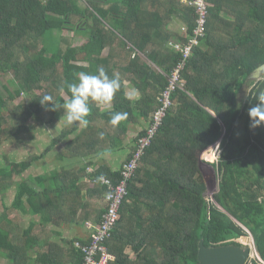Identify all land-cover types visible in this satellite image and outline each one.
<instances>
[{
    "label": "trees",
    "instance_id": "trees-1",
    "mask_svg": "<svg viewBox=\"0 0 264 264\" xmlns=\"http://www.w3.org/2000/svg\"><path fill=\"white\" fill-rule=\"evenodd\" d=\"M207 3L205 35L186 59L183 84L171 92V105L127 182L119 218L105 240L113 255L108 264H197L200 238L206 246L241 245L240 237L248 233L264 262V126L250 129L248 117L264 93V73L255 81L248 78L264 63V0ZM195 17L194 7L183 0H86L83 5L0 0V73L11 84L6 94L0 91V147L56 122L58 110H46L39 101L44 95L57 104L67 101V84L79 72L96 74L103 67L121 79L109 107L90 105L86 128L64 124L41 153L17 161L3 154L0 256L5 264H61L58 250L67 256L64 264L81 263L83 254L74 243L87 239L75 235L63 247L54 240L55 228L100 220L106 186L98 178L119 181L122 163L181 58L168 42H185L186 35L172 21L191 31ZM73 30L84 37L74 41L66 35ZM245 81L252 86L241 107L237 87ZM114 112L127 113L115 127L109 123ZM241 121L244 138L238 139ZM131 131L135 135L129 137ZM218 139L220 180L211 202L204 198L198 158ZM55 145L57 159L77 162L41 174L26 171ZM125 145L118 167L102 156ZM88 165L94 170L88 172ZM248 262L262 264L255 256Z\"/></svg>",
    "mask_w": 264,
    "mask_h": 264
},
{
    "label": "built area",
    "instance_id": "built-area-1",
    "mask_svg": "<svg viewBox=\"0 0 264 264\" xmlns=\"http://www.w3.org/2000/svg\"><path fill=\"white\" fill-rule=\"evenodd\" d=\"M183 1L194 7L196 14L195 24L191 31H187L185 25L180 26L179 30L186 35L185 42H168L172 49L180 53L181 58L168 76V84L158 97L159 105L151 112L144 133L136 138L135 148L131 152L129 159L122 163L119 181L114 183L110 178L105 176H99L98 178L100 183L106 186V192L103 196L104 211L97 223L90 220L84 222V226L88 230L87 240L85 242L75 241L74 243L83 254L80 264H108V261L113 259V255L107 249L105 240L110 236L119 218L118 208L127 193V182L133 175L145 148L150 144L151 139L161 125L166 110L171 105V92L177 86L181 87L183 84L180 71L186 59L190 55L192 48L198 45L201 38L205 35L208 14L207 0ZM202 158L205 160L204 157ZM101 177H103V179H100ZM251 251L252 254L255 253L257 259L264 264L258 257L254 246L251 247ZM248 264L251 263L248 262Z\"/></svg>",
    "mask_w": 264,
    "mask_h": 264
},
{
    "label": "rangeland",
    "instance_id": "rangeland-1",
    "mask_svg": "<svg viewBox=\"0 0 264 264\" xmlns=\"http://www.w3.org/2000/svg\"><path fill=\"white\" fill-rule=\"evenodd\" d=\"M78 2L81 5L86 4V0H78ZM54 33L60 35V33L63 32L57 31ZM66 35L71 36V38L74 41H78L79 39H82L84 37L82 33L74 30L70 31L69 34L66 33ZM250 79L254 81L257 80L256 78L254 79L250 78ZM10 86L11 84L8 79V76L0 73V91L3 94H6V87L11 88ZM251 86L252 84L245 81L242 83L241 86L237 87V101L241 107L243 106L244 99ZM127 90H128L127 91L128 95H130L132 90L129 86H127ZM62 96L65 100L68 98L67 95L63 92H62ZM102 105L104 107H109V104H102ZM57 110H58V117L56 122L52 124L42 125L32 132L25 133L16 139L4 143L0 147V164L3 163V154H8L10 159L17 161L21 158H24L28 154L41 153L46 147V145H48L51 137H53L57 133L59 128H61V126L65 124L63 118H61V116L63 115V109H57ZM32 121L33 119L29 120L30 123ZM133 135H135V131H131L129 133V137ZM235 136L238 139L244 138V128L242 121L239 123L236 129ZM221 141H222L221 139H218L212 145L201 151L198 158L199 160L198 173L201 177V180L204 182V186H205L203 192L204 198L211 202L214 201L212 195L218 190V183L220 180V172L218 171L216 162L218 160V156L221 151L220 148ZM58 149L59 148L55 145L54 148L48 151L44 156L38 158L26 171L31 174L42 173V172L46 173L47 172L46 170L49 171L52 167H55L54 166L55 164H57L58 166L64 165L66 162L69 161V159L68 158L57 159L55 155ZM127 150H128V145H125V149H115L114 152L110 154L106 153L107 154L106 159L109 160L112 166H117L124 158ZM102 156L105 157V154H102ZM102 156L98 158L99 162L102 160L101 159ZM202 157H204L205 160ZM92 170H94V167L92 165H88L87 171L89 172ZM248 234H249L248 236L240 237V242L242 244L243 243L250 244L251 247H253L254 245L253 243H251L253 242L252 241L253 239L250 233ZM253 256L256 257L255 253L252 254L251 252L247 260H250Z\"/></svg>",
    "mask_w": 264,
    "mask_h": 264
},
{
    "label": "clouds",
    "instance_id": "clouds-1",
    "mask_svg": "<svg viewBox=\"0 0 264 264\" xmlns=\"http://www.w3.org/2000/svg\"><path fill=\"white\" fill-rule=\"evenodd\" d=\"M67 88L70 93L67 101L57 104L51 95H44L39 103L46 110L63 109L61 118L66 126L78 124L80 127L86 128L89 123L87 117L91 111L90 105L92 103L110 104L114 95L121 89V79L118 73H114L110 77L105 68L98 67L96 74L79 72L76 81L68 83ZM131 98L132 94L129 95V99ZM248 117L250 129L264 126V93L259 94L257 103L249 108ZM126 118L127 113L114 112L109 123L115 127Z\"/></svg>",
    "mask_w": 264,
    "mask_h": 264
},
{
    "label": "water",
    "instance_id": "water-1",
    "mask_svg": "<svg viewBox=\"0 0 264 264\" xmlns=\"http://www.w3.org/2000/svg\"><path fill=\"white\" fill-rule=\"evenodd\" d=\"M263 73L264 63L255 67L248 78L258 79ZM251 252V245L247 243L206 246L200 238L197 243V264H244Z\"/></svg>",
    "mask_w": 264,
    "mask_h": 264
},
{
    "label": "crops",
    "instance_id": "crops-1",
    "mask_svg": "<svg viewBox=\"0 0 264 264\" xmlns=\"http://www.w3.org/2000/svg\"><path fill=\"white\" fill-rule=\"evenodd\" d=\"M171 25L175 29H179L180 28V22L178 20H176V19L172 21ZM106 155L107 154H105V157H106ZM95 160L98 161L99 159L96 158ZM75 162H77V160L75 161V160L69 159V161L66 162L64 165L65 166H70V165H72ZM119 164L117 166H113V167H118ZM54 166L55 167H52L51 169L59 167L57 164H55ZM50 170L49 171L46 170V171L50 172ZM42 173H44V172H42ZM37 174H41V173H37ZM24 218L28 220V219L31 218V216L30 215H24ZM55 229L58 232H57L56 235H54V240L57 241L63 247H64V240L66 238H70V237L76 235L77 237H79L81 239H86L87 235H88V230L83 224H80V225H77V224H66V225H61L59 227H56ZM58 252H59V254H63V257L65 259V260L64 259H60L61 264H64V262H66V261L68 262L67 256L64 254V251L58 250ZM0 264H5V260H4V258L2 256H0Z\"/></svg>",
    "mask_w": 264,
    "mask_h": 264
}]
</instances>
